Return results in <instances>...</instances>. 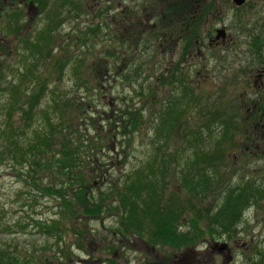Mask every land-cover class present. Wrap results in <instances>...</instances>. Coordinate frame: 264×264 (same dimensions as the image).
Masks as SVG:
<instances>
[{
    "label": "rangeland",
    "instance_id": "374dc122",
    "mask_svg": "<svg viewBox=\"0 0 264 264\" xmlns=\"http://www.w3.org/2000/svg\"><path fill=\"white\" fill-rule=\"evenodd\" d=\"M71 1L76 12L68 11L62 0H39L38 5L35 0H0V5L16 10L17 22L33 50L39 48L41 53L20 52L23 46L17 34L5 38L16 46L0 67V120L5 87L20 85L19 76L26 67L32 77L23 82L21 109L12 113L20 135L27 132L22 124L35 130L44 122L35 119L51 99L49 90L57 88L62 100L87 98L91 103L84 99L88 104H81L86 111L74 113L70 106L62 117L87 141L80 146L82 156L86 158L91 149L99 155L97 170L106 176L91 175L100 188L95 193L101 195L109 184L133 177L153 156L172 158L160 176L163 181L159 179L167 183L163 200L180 193L184 209L174 226L177 232L192 235V241L157 245L148 256L147 245L131 233L125 237L119 233L121 210L113 208L89 220L61 207L62 195L72 193L45 191L51 183L60 186L67 180L52 170L54 165L38 169L8 162L0 164V251L6 252L5 258L17 260L14 264H146L147 258L148 264H264V130L253 129L250 78L256 39L260 55L256 66H264V0H253V24L250 0L238 12L232 4L233 10L226 7L227 17L221 23L212 24V19L203 23L213 37L218 29L227 31V49L207 47L190 65L180 52L174 55L173 70L158 66L161 56L154 49L157 34L153 30L147 28L128 39L126 31L120 35L115 29L127 25L122 12H128L129 22L142 19V13L155 16L159 7L154 0ZM5 17L0 15V24L6 23ZM45 28L51 33L49 44L38 40ZM74 68L84 85L81 90L72 88ZM16 94L11 97L18 99ZM33 96H39L41 104L31 111L25 99ZM24 111L32 112L35 119L23 123ZM120 126L124 136L118 135ZM199 153L202 158L197 161ZM53 156L48 160L54 161ZM204 156H210L211 162ZM184 178H204L208 190L200 197L189 194L182 189ZM247 186L261 192L247 194L242 212L236 209L240 215L234 227L223 230L212 217L229 194L237 196ZM110 202L119 200L115 197ZM223 245L227 249L220 250ZM116 255H122L124 262L117 261Z\"/></svg>",
    "mask_w": 264,
    "mask_h": 264
},
{
    "label": "trees",
    "instance_id": "16d2710c",
    "mask_svg": "<svg viewBox=\"0 0 264 264\" xmlns=\"http://www.w3.org/2000/svg\"><path fill=\"white\" fill-rule=\"evenodd\" d=\"M38 2L39 0H35L37 5ZM15 12V10L6 8L3 4L0 5V15L6 16V23L0 24V67L4 65L5 59L11 57V51L16 46L15 44L6 43L5 38L12 33L17 34L22 41L23 48H20V52L24 51L33 54V56L41 54L38 51L39 48L33 50L29 38L25 36L22 26L17 22L20 19ZM53 22L54 20L51 23ZM50 34L48 28H45L40 31L38 40L46 41L45 43L49 44L52 41ZM8 67L9 72L12 73V66L9 65ZM26 69L27 71H23L19 76V81L22 80L20 85L13 87L9 83L5 87L4 94L6 98L2 104L1 111L3 116L0 120V164L8 162L22 163L28 164V167L31 166L38 169H41V166L52 168L54 165L52 170H55L59 175L66 176L67 180L64 183L61 182L60 186H54V183H51L45 188V191L59 195L63 191H71V196L62 195L60 200L62 201L61 207L69 209L71 215L79 213L90 220L103 215L110 209L117 208L121 210L119 214L123 216L121 227L118 231H121L124 235L132 233L146 241L160 242L162 244L178 243L177 246L183 242H191L192 235L186 234V232L181 234L177 232L174 226L175 221L184 209V203L179 200L180 193L168 196V201L163 200V191L166 189L165 184L167 183L161 182L159 179H161L160 176H163L172 158L170 160L165 156L162 158L153 156L150 163L137 170L133 177L127 178L122 183L109 184L108 181L101 179V183L104 185L109 184V188L101 189V195L95 193L100 188L96 187V182L91 175L100 173L103 177L106 176V172L101 173L97 170V164L100 160L99 155L94 149H91L89 150L90 154L88 153L86 158L82 156L81 150H83L82 148L85 147L84 143L87 141L79 138L77 130H71L72 125L65 124L62 117L70 109V106L73 107L74 113L82 114L83 111H86V108L81 104L86 106V104L91 103L87 98L84 99L88 103L84 99L71 100L67 98L62 100L61 93L58 92L57 88L49 90L48 94L51 99H49L47 107L42 108L39 119H35L34 114H30L32 112L26 113L24 111L21 116L23 123L32 122L34 119L37 122H41V120L44 122L35 130L29 128L28 124H22L27 125V132L20 135L18 132L20 130L19 126L14 127L15 121H13L12 113L16 108L21 107V99H23V95L26 92L23 82L32 77V71L27 67ZM71 75L75 78L72 88L76 90L83 89L84 85L77 79L76 68L72 70ZM42 89L40 86V90ZM13 93H17L16 95L19 98L11 97ZM39 100V96L25 99L31 111L34 105L41 104V102L38 103ZM87 111V113H90V110ZM54 116H57V118L55 119ZM122 121H124V118H122ZM122 128V126L119 127V132ZM118 135L124 136L125 134L120 132ZM25 138H27V142L23 140ZM80 140L83 142L81 145H79ZM54 148L56 149L55 151ZM52 153H54V161L48 160ZM196 158L198 161L199 158H202V154L199 153ZM203 159L210 162L212 160L210 156H204ZM197 176L203 175L199 174ZM29 178L30 173L27 179ZM207 183L204 178L196 181L184 178L182 180V189L189 194L200 197L208 190ZM252 190L253 192L259 191L249 189L247 186L241 188L239 190L240 194L238 195L237 193V196H234V193L229 194L221 209L212 217V221L219 224L223 230L234 227L237 217L240 215V213L239 215L237 214L236 209L240 208L242 212L246 206L244 203L248 201L247 194L250 196ZM113 193L116 195H113ZM115 197L119 200L118 204L110 202ZM76 208L78 210H75ZM194 223H196L195 227H200L198 221H193ZM4 255H6V252L0 251V264L18 262L17 260L13 261L12 258H5Z\"/></svg>",
    "mask_w": 264,
    "mask_h": 264
},
{
    "label": "flooded vegetation",
    "instance_id": "af4514ba",
    "mask_svg": "<svg viewBox=\"0 0 264 264\" xmlns=\"http://www.w3.org/2000/svg\"><path fill=\"white\" fill-rule=\"evenodd\" d=\"M3 1L5 3V0ZM62 1V4L67 6L66 8L68 11H77L78 8H74L76 4L72 1ZM247 1L249 0H244L243 4L238 5L234 0H154L153 4L159 7V11H157L155 16L147 17V15L142 13V19L138 18L135 22H129L131 17L128 12H122L121 15H123L124 18L127 17V25L123 28L115 29L120 35L121 33L125 34L124 31H126L128 33V39L131 38V35L144 33L147 28L153 30V35L157 34L154 40V49L158 55L161 56L158 66L166 70H173L175 68L174 55H178L180 52L184 55L185 63L190 65V61H194L195 56L203 55V50L207 47L214 49L222 47L223 49H227L226 44L230 41L227 31L223 28L218 29L216 30L217 34L213 37L211 36L213 34V32L211 34L212 30L210 32L207 31L204 24L205 22L209 23L210 19H212V24L223 22L225 20L224 17H227L226 7H230L232 4L235 9L233 10L230 7L231 10L238 12V10H242L246 6ZM250 1L252 3L250 13L253 24V0ZM9 4L14 5L13 2ZM30 8L34 7L30 6ZM145 10L146 8H144V11ZM148 13L150 12L148 11ZM157 15L160 16V20L156 18ZM130 32L134 33L131 34ZM182 45L185 47L182 48ZM252 45L253 51L251 57L253 59V68L250 73V78L253 81V129H260L263 132L264 66H256V62L260 56L259 53H256V48L258 46L257 39L252 42ZM258 95H260V97H258ZM135 237L140 243L147 245L148 249H150V251L147 250L149 253H145L146 255L151 256V254L155 253V247L159 245V242L146 241L139 236ZM222 249H227V246L223 245L220 250ZM116 256L117 261L121 260L124 262L122 255ZM149 262L148 258L145 259L146 264Z\"/></svg>",
    "mask_w": 264,
    "mask_h": 264
},
{
    "label": "water",
    "instance_id": "95a60500",
    "mask_svg": "<svg viewBox=\"0 0 264 264\" xmlns=\"http://www.w3.org/2000/svg\"><path fill=\"white\" fill-rule=\"evenodd\" d=\"M238 5L243 4L244 0H234Z\"/></svg>",
    "mask_w": 264,
    "mask_h": 264
}]
</instances>
